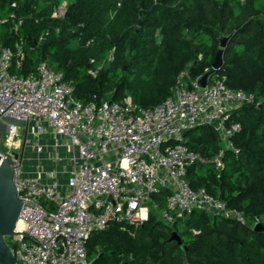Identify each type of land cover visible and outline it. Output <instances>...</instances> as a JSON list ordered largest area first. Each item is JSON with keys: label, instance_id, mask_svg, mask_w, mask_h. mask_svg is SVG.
<instances>
[{"label": "trees", "instance_id": "1", "mask_svg": "<svg viewBox=\"0 0 264 264\" xmlns=\"http://www.w3.org/2000/svg\"><path fill=\"white\" fill-rule=\"evenodd\" d=\"M62 2L64 17H52ZM12 13L22 19L17 28ZM221 37L223 65L213 77L255 100L230 111L229 122L240 124L232 138L237 152H225L221 169L190 165L186 178L242 211L245 221L195 209L168 224L159 212L169 190L161 189L142 224L113 221L91 233V264H264V230L253 227L254 217L264 225V0H0V46L16 52L18 44L22 53L14 71L35 73L45 61L82 103L130 96L137 107H153L172 95L181 71L193 79L211 72ZM185 137L207 157L223 147L211 126Z\"/></svg>", "mask_w": 264, "mask_h": 264}, {"label": "built area", "instance_id": "2", "mask_svg": "<svg viewBox=\"0 0 264 264\" xmlns=\"http://www.w3.org/2000/svg\"><path fill=\"white\" fill-rule=\"evenodd\" d=\"M65 12L62 2L51 16ZM10 17L18 19L17 28L21 17ZM21 58L18 44L16 52L0 46V157L11 158L23 200V225L14 233L26 234L11 236L15 264H91V233L113 221L142 224L151 196L161 189L169 190L160 210L168 224L195 209L245 221L225 200L192 188L186 172L194 163L221 169L225 152H237L232 138L240 124L229 122L230 111L253 103L252 93L228 86L221 76L201 88V76L193 79L184 70L172 95L153 107H137L130 96L82 103L62 72L45 61L35 73L14 71ZM199 125L211 126L223 140L212 157L186 144V132ZM258 223L254 217L253 227Z\"/></svg>", "mask_w": 264, "mask_h": 264}, {"label": "water", "instance_id": "3", "mask_svg": "<svg viewBox=\"0 0 264 264\" xmlns=\"http://www.w3.org/2000/svg\"><path fill=\"white\" fill-rule=\"evenodd\" d=\"M219 40L220 48L215 55L214 61L212 62L211 72H206L201 75L197 82L198 86L201 88L206 85V82L211 79L223 65L222 48L226 45L227 37H221ZM13 177L14 168L12 166L11 158L6 157L1 160L0 157V264H15L14 255L12 254L11 248L7 244L5 238L11 237L14 234L26 235L24 233H14L23 200L17 195ZM254 230H264V225L258 223L254 226ZM171 239L176 240L179 243L181 242L176 232H172ZM182 248L186 250V246L183 245Z\"/></svg>", "mask_w": 264, "mask_h": 264}, {"label": "bare ground", "instance_id": "4", "mask_svg": "<svg viewBox=\"0 0 264 264\" xmlns=\"http://www.w3.org/2000/svg\"><path fill=\"white\" fill-rule=\"evenodd\" d=\"M22 221L19 219L16 223V228H21L22 227Z\"/></svg>", "mask_w": 264, "mask_h": 264}, {"label": "rangeland", "instance_id": "5", "mask_svg": "<svg viewBox=\"0 0 264 264\" xmlns=\"http://www.w3.org/2000/svg\"><path fill=\"white\" fill-rule=\"evenodd\" d=\"M159 38V37H158ZM206 71H208V70H206ZM1 123V122H0ZM148 206H149V210H150V207H151V204H148ZM160 213V212H159Z\"/></svg>", "mask_w": 264, "mask_h": 264}]
</instances>
